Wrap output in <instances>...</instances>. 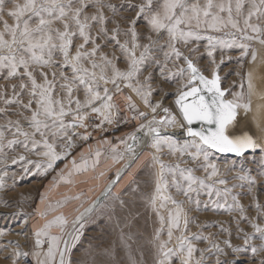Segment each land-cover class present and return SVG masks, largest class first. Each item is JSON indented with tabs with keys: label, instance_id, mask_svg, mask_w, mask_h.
<instances>
[{
	"label": "snow or ice",
	"instance_id": "obj_1",
	"mask_svg": "<svg viewBox=\"0 0 264 264\" xmlns=\"http://www.w3.org/2000/svg\"><path fill=\"white\" fill-rule=\"evenodd\" d=\"M8 4L12 6L9 8ZM122 9L135 11V15H124ZM141 22L143 29L139 27ZM0 26L3 78L19 81L11 85V95L6 88H0V101L6 106H17L16 114L20 117L7 121L9 131L15 128L13 139L7 140L4 131H0V152L5 146L11 149L22 145L26 152L46 158V165L35 163V167H43L46 172L68 154L74 137L89 139L87 131L81 134L74 129L86 130L93 116L100 119V123L94 125L97 128L117 120L120 106L116 98L123 87H127L153 114L148 119V113L138 110L131 96L124 97L128 110L134 113L131 118L146 123L141 122L136 132L121 142L126 145L128 153L139 159L135 146L141 142V136L137 135L141 133L148 138L143 141L145 146L153 150L149 154L153 167L158 166L153 173L154 192L149 197L160 224L152 241L155 248L152 264H241L235 257L249 250L253 258L264 253V226L246 216L239 194L232 193L233 188H244L245 184L227 187L228 180L214 159L217 153L241 158L240 174L234 179L246 182L251 193L256 179L243 166V158L246 153L255 154L259 149L262 153L260 175H264V145L258 144L247 133H234L239 110L250 111L251 101L245 102L243 91L231 93V100L225 98L227 90L221 86L219 66L213 55L217 49L224 51L239 47L243 56L251 51L252 60H256L255 49L245 41L255 40L264 45V0H140L135 4L131 0L126 4H116L111 0H0ZM209 33H223V36ZM200 40L207 41V54L212 57L210 76L205 75L191 58L198 48L189 47L186 55L179 47ZM161 54L163 59H160ZM121 61L124 68L118 66ZM178 61L183 63L178 64ZM149 67L158 70L162 82H179L174 99L179 118L171 108L162 106L163 99L154 105L151 103L153 73L149 72L143 81L140 80ZM68 69L71 75L66 74ZM58 79L61 81L59 84ZM252 88L249 73V95ZM81 91L83 98L76 95ZM6 112L7 107L0 108V113ZM21 120L27 124V129ZM194 124L200 126L195 128ZM169 128L180 129L188 139L181 142L174 133H167ZM128 140L133 143L129 144ZM58 142H63L64 152H57ZM165 148L168 156L177 158L174 163H165L162 159ZM95 155L93 167L99 163L101 153L97 151ZM117 158L123 159L122 156L114 157ZM17 159L34 163L26 161L23 155ZM17 159H13V163ZM189 164L192 166L182 167ZM86 165V160L82 165L73 161L77 172L87 170ZM236 166L233 161L226 171H232ZM197 171L204 175H195ZM168 177H171L170 181ZM217 185L225 187L221 189ZM173 187L178 195L182 194L189 204L197 208L201 203L200 194L206 192L209 198L217 197L205 202L206 207L211 204L214 210L238 212L239 219L235 221L237 239H242L243 244L236 245L231 239H225L224 247H221L202 234H188L190 221L184 208L185 201H178L169 193ZM4 188V177L0 175V190ZM229 196L231 204L228 203ZM253 199L258 218L264 219V205L255 197ZM0 204L9 206L4 200H0ZM169 204L174 207L168 208ZM161 209L167 210V221ZM39 215L44 217L47 213L39 212ZM82 215L73 221L75 234H69L71 242L62 235H52L54 226L63 233L68 224L63 215L56 216L34 230L35 247L31 253L22 251L19 245L13 249L10 253L12 264H18L21 257L29 255L35 257L36 264H72L71 249L80 238L75 225ZM242 220L253 229L251 233L240 227ZM165 228L167 239H161ZM174 231L179 235H175L173 244ZM223 231L231 236L228 229ZM4 234L0 230V236ZM128 239H132L131 236ZM254 240H259L260 244L252 243ZM194 241H208L209 247L199 249ZM45 243L46 250L42 247ZM125 246L129 264H147L143 254L137 261L131 255V245L125 243ZM230 255L233 259H228ZM259 264H264V259Z\"/></svg>",
	"mask_w": 264,
	"mask_h": 264
},
{
	"label": "rangeland",
	"instance_id": "obj_2",
	"mask_svg": "<svg viewBox=\"0 0 264 264\" xmlns=\"http://www.w3.org/2000/svg\"><path fill=\"white\" fill-rule=\"evenodd\" d=\"M111 2L126 4L128 0H111ZM131 2L135 4L139 3L140 0H131ZM7 6L10 8L12 5L8 4ZM122 13L127 16L135 15V11H129L127 9H122ZM106 14L110 15L108 12ZM5 19L8 18L5 17ZM9 23H12V20L9 19ZM139 27L141 29L144 28L143 22H141ZM209 34L223 36V33ZM245 42L249 43L255 51H258V48L260 49L262 46L264 47L259 41ZM206 45V40H200L190 43L188 46L179 45V47L186 55L189 54V47L198 48V51L191 58L206 75L210 76L213 67L211 64L212 57L208 56ZM105 51L110 50L106 49ZM213 55L216 64L219 66L218 73L221 77V84L227 90V98L233 99L231 93L243 91L245 93V102H247L249 96L247 82L249 73H251L253 86L257 89L264 90V51L259 54V57L257 56L252 66H250L251 51H249L247 56H243L242 50L239 47L225 49L224 51L217 49ZM222 57L223 63H221ZM160 59H163L162 54L160 55ZM177 63L182 64L183 62L178 61ZM118 66L121 68L125 67L122 61L119 62ZM169 67H172V65L170 64ZM149 72H152L154 76L151 82L153 88L151 103L154 105L157 101L163 99L162 106L171 108L172 112L176 114L172 101L179 87V82H162L158 70L152 67H149L148 70L143 72L140 80L143 81ZM66 74L71 75L70 69L66 71ZM4 76L5 70L0 69V88H6L8 94L11 95V85L17 84L19 81L16 79H4ZM57 83L59 84L61 81L58 79ZM242 84L244 86L243 89L241 88ZM157 89L161 91H157ZM76 95L83 98L82 91L76 93ZM125 96H131L138 110L147 112L148 119L152 118L153 114L150 108L146 107L131 89L123 87L122 93L116 98L120 106V114L113 124H107L105 128H97L94 125L99 124L100 119L93 116L88 121L89 127L86 130L77 128L73 131L81 134L87 131L89 138L100 134L113 133L125 126L131 128L132 133L136 132L139 124L141 122L146 123V121L139 119L133 120L131 118L134 113L128 110L124 100ZM253 98L256 100L255 95H253ZM24 100L27 102V96L24 97ZM257 106H263L264 108V101L255 104V115L258 114L257 112H261L257 109ZM5 107H7V112L0 113V131H4L7 140H11L13 139L12 132L15 131V128L12 127L11 131H9L7 121H15L20 119V117L16 114L18 111L17 106H6L3 101H0V108ZM157 112L160 113V109H157ZM25 114L27 115L29 113ZM161 115L163 114L161 113ZM256 117L261 120L263 116L260 114L256 115ZM21 123L27 129V124L23 120H21ZM178 130L180 129L169 128L167 129V133L172 134L173 131ZM137 135L141 136V142L135 146V153L139 159H133L132 168L129 172L127 171L128 175H125L124 181L128 184L126 188L116 192L117 195H113L112 189L108 188L104 191H98L92 200V197L90 198L91 201L88 205L83 206L77 205L78 201L84 200L80 199V194L74 197L64 198L62 197V192L57 191L55 188L54 176L56 168L64 158L57 160L53 168L45 172L43 167H35L36 162L41 165H46L45 157L26 152L22 145H15L11 149L5 146L3 152H0V175H3L5 183V188L0 190V200L7 201L9 206L5 207L0 204V230L5 233L3 236H0V264H12L10 253L17 245H19L22 251L31 253L35 247L34 230L42 227L47 221L53 220L59 215H63L67 219L68 224L63 233L55 226L51 229V233L52 235H62L64 239L71 242L69 234H75L73 221L78 216H81V214H83L81 220L75 225V229L78 230L80 238L71 249L70 259L72 264H129L128 249L125 243L131 245V255L137 261L141 259V255L143 254V259L147 264H152L155 253L152 241L155 230L160 227V224L158 217L150 206L149 197L154 192L153 173L158 166L153 167L149 155L153 150L146 147L143 143L148 138L143 137L141 133H137ZM260 135L258 144L264 145V126H262ZM175 138L181 142L184 139H188L178 138L176 135ZM17 139L22 140L23 137H17ZM73 141V147L69 150L68 154L85 142V140L76 137L73 138ZM128 143L131 144L133 142L128 140ZM57 152H64L63 142H58ZM164 153L162 159L165 163H174L176 161V157H170L166 154V148L164 149ZM20 155L25 156L26 161H33L34 163L28 164L19 161L17 158ZM261 155V151L257 149L255 154L249 152L243 158V166L249 169L250 175L256 179V184L251 193L248 192L246 182L234 179L237 174H240L241 158L215 154L214 159L220 166L224 177L228 180L227 187L231 188L233 184H245L244 188H233L232 193L239 194L238 198L240 203L245 207L246 216L264 226V219H260L257 216L253 199L255 197L256 201L264 205V175H260L261 165L259 164ZM132 157L134 156L132 155ZM13 159H17V162L13 163ZM233 161L236 162L237 166L232 171H226ZM190 166L192 165H182V167ZM5 173L6 175H4ZM195 175L203 176L204 173L197 171ZM168 179L170 181L171 177H168ZM217 187L222 189L225 186L217 185ZM169 193L176 200L185 201L184 208L188 213L190 221L187 230L188 234H202L203 236L209 237L210 241L219 243L221 247H224L223 241L225 239H231L232 243L236 245L243 244L242 239H237L238 233L236 231L237 225L235 221L239 219V213H228L223 209L214 210L211 204H208L207 207L205 206V202L209 201V199H217L215 195L209 198L206 192H202L199 196L201 203L197 208L196 205L189 204L182 194L178 195L174 187L169 189ZM193 195L195 196V194ZM220 202L224 203L223 198H220ZM228 203H232L230 196ZM173 207L171 204L168 205V208ZM39 212H46L47 215L41 217ZM161 212L167 221V210L161 209ZM81 225L83 226L81 227ZM181 227H183L182 222ZM240 227L249 233L253 231L250 225L243 220L240 222ZM225 228L231 232V236H229L228 232L223 231ZM166 231L167 229L165 228L161 239H167ZM175 235H179V232L174 231L173 244L175 243ZM129 236L132 239L129 240ZM194 243L199 249L209 247L208 241H194ZM252 243L259 245L260 241L254 240ZM42 247L46 250L47 243ZM110 253H114V255ZM198 255L199 253H197ZM235 258L240 260L241 264H245V262L246 264H259V261L264 259V253H258L253 258L249 250ZM228 259H233V257L230 255ZM18 264H36L35 257L31 255L21 257Z\"/></svg>",
	"mask_w": 264,
	"mask_h": 264
},
{
	"label": "crops",
	"instance_id": "obj_3",
	"mask_svg": "<svg viewBox=\"0 0 264 264\" xmlns=\"http://www.w3.org/2000/svg\"><path fill=\"white\" fill-rule=\"evenodd\" d=\"M127 127L125 126L113 133L89 138L64 157L58 164L54 176L55 188L62 192V197L70 198L80 194V199L84 200L78 201L77 205L83 206L88 205L98 191H104L108 188L112 189L113 195H117L116 192L126 188L128 184L124 178L127 171L129 172L132 168L127 165H132L133 159H135L126 151V145L121 142L132 133L131 128ZM97 151L101 155L99 163L93 167ZM120 156L123 159H114V157ZM85 160L87 161V170L77 172L73 166V161L76 162V165H82ZM118 172L120 173L119 179L117 178ZM102 173L103 175H101Z\"/></svg>",
	"mask_w": 264,
	"mask_h": 264
},
{
	"label": "water",
	"instance_id": "obj_4",
	"mask_svg": "<svg viewBox=\"0 0 264 264\" xmlns=\"http://www.w3.org/2000/svg\"><path fill=\"white\" fill-rule=\"evenodd\" d=\"M263 51H264L263 46L260 49L258 48V51H256L257 56L259 57V54ZM257 56H256V58H257ZM253 64H254V61L252 60V57L250 56V66H252ZM247 82H248V80H247ZM221 86H222V84H221ZM226 95H227V91H226ZM226 95H225V98L229 99V98H227ZM248 95H249V92H248ZM253 95H255L256 100L253 98ZM174 99H175V97H174ZM174 99H173V101H174ZM249 99L251 101V109L248 112H245V110L243 108H241L239 110V115L237 117L238 123L234 129V133L237 135L247 133V134L251 135L256 140V142L258 143V141L260 140V137H261L260 133L262 130V126H264L263 125L264 124V112H263L264 108H263V106H261V107L257 106V109L260 110L261 112H257L258 114H256V115L262 114L263 117L261 118V120L256 117L255 112H254V108H256L255 107L256 103H258L260 101H264V90L263 89H257V88H255V86H253L251 94L248 96V100ZM229 100H231V99H229ZM199 126H200L199 124L193 125V127H195V128H198ZM217 154L223 155V156L236 157L233 154H220V153H217Z\"/></svg>",
	"mask_w": 264,
	"mask_h": 264
},
{
	"label": "bare ground",
	"instance_id": "obj_5",
	"mask_svg": "<svg viewBox=\"0 0 264 264\" xmlns=\"http://www.w3.org/2000/svg\"><path fill=\"white\" fill-rule=\"evenodd\" d=\"M223 87V86H222ZM174 99V98H173ZM172 105H173V107H174V109H175V112H176V114H177V116H178V118H179V112H178V109L175 107V105H174V101H172ZM175 134L176 135V137H178V138H188V137H186L184 134H183V132L181 131V130H178V131H173L172 132V134ZM143 139H145V138H143Z\"/></svg>",
	"mask_w": 264,
	"mask_h": 264
},
{
	"label": "built area",
	"instance_id": "obj_6",
	"mask_svg": "<svg viewBox=\"0 0 264 264\" xmlns=\"http://www.w3.org/2000/svg\"><path fill=\"white\" fill-rule=\"evenodd\" d=\"M105 127H107V124H104V125L102 126V128H105Z\"/></svg>",
	"mask_w": 264,
	"mask_h": 264
}]
</instances>
